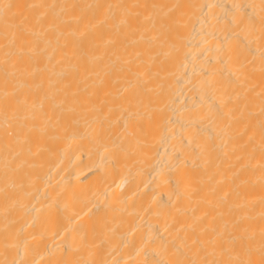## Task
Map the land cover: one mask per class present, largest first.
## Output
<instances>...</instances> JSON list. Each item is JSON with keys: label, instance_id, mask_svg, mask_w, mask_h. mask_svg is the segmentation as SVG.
I'll use <instances>...</instances> for the list:
<instances>
[{"label": "bare ground", "instance_id": "bare-ground-1", "mask_svg": "<svg viewBox=\"0 0 264 264\" xmlns=\"http://www.w3.org/2000/svg\"><path fill=\"white\" fill-rule=\"evenodd\" d=\"M236 261H264V0H0V264Z\"/></svg>", "mask_w": 264, "mask_h": 264}, {"label": "snow or ice", "instance_id": "snow-or-ice-1", "mask_svg": "<svg viewBox=\"0 0 264 264\" xmlns=\"http://www.w3.org/2000/svg\"><path fill=\"white\" fill-rule=\"evenodd\" d=\"M4 9L7 11L11 9L13 6L12 5H4ZM230 264H251V262H246V261H236V262H230ZM261 264H264V261L261 262Z\"/></svg>", "mask_w": 264, "mask_h": 264}]
</instances>
